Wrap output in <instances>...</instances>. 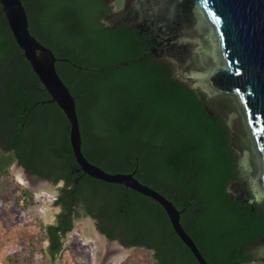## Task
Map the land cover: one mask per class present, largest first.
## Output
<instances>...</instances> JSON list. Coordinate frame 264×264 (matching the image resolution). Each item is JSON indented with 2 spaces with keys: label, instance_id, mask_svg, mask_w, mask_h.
<instances>
[{
  "label": "trees",
  "instance_id": "16d2710c",
  "mask_svg": "<svg viewBox=\"0 0 264 264\" xmlns=\"http://www.w3.org/2000/svg\"><path fill=\"white\" fill-rule=\"evenodd\" d=\"M21 1L31 35L58 59L56 71L75 99L87 161L107 173H134L183 211L180 223L208 264L244 260V247L264 236V204L252 193L240 208L225 193L238 179L237 154L214 96L195 93L144 55L146 39L137 30L105 22L114 3ZM48 100L0 7V178L17 164L29 176L63 184L56 224L43 227L49 258L84 216L109 241L150 252L154 264H198L158 203L79 169L68 121ZM15 188L23 189L17 182Z\"/></svg>",
  "mask_w": 264,
  "mask_h": 264
},
{
  "label": "water",
  "instance_id": "95a60500",
  "mask_svg": "<svg viewBox=\"0 0 264 264\" xmlns=\"http://www.w3.org/2000/svg\"><path fill=\"white\" fill-rule=\"evenodd\" d=\"M0 7L16 45L50 96L45 103H55L68 121L69 144L79 169L93 179L122 185L158 203L196 262L208 264L180 223L183 211L140 183L134 173H107L87 161L81 150L75 99L56 71L58 59L31 35L21 0H0ZM107 19L111 24L130 19L137 28L149 21L166 34L164 58L157 57V61L170 66L172 77L195 93L201 89L213 95L235 136L240 176L228 182L225 193L244 204L249 203L250 189L264 204V0H129ZM247 249L244 256L251 255V261L233 264H264V236Z\"/></svg>",
  "mask_w": 264,
  "mask_h": 264
},
{
  "label": "rangeland",
  "instance_id": "374dc122",
  "mask_svg": "<svg viewBox=\"0 0 264 264\" xmlns=\"http://www.w3.org/2000/svg\"><path fill=\"white\" fill-rule=\"evenodd\" d=\"M9 172L0 178V264H154L150 252L107 241L95 220L84 216L73 222L61 251L51 260L43 227L56 224L61 209L55 201L63 184L29 176L17 164ZM15 182L23 189H16ZM24 189L33 195V202L23 194Z\"/></svg>",
  "mask_w": 264,
  "mask_h": 264
},
{
  "label": "flooded vegetation",
  "instance_id": "af4514ba",
  "mask_svg": "<svg viewBox=\"0 0 264 264\" xmlns=\"http://www.w3.org/2000/svg\"><path fill=\"white\" fill-rule=\"evenodd\" d=\"M129 0H112L110 1L109 3H114V7L113 9H117L120 10L121 8L125 7L126 5V2H128ZM117 3H119V5H117ZM119 6V7H118ZM108 15L106 17H104V21L107 22V23H110V21L107 19ZM152 18H150L149 16V21L151 20ZM147 22L145 23L144 25H140L139 28H137L136 26H133L130 24V19L125 21V22H122L124 23L128 29H134V30H137V32L139 33V35H144V38L146 39V55H149L151 56L155 62H158L157 61V57H161V58H164L163 56V48H164V45H165V41H166V34L163 32V31H160L157 29L155 23H150V22ZM163 51V52H162ZM161 66L163 67H166L167 70L171 73V75L173 74V72L171 71L172 68L168 65H163L162 63L158 62ZM205 109L210 110V106H205ZM211 114V113H209ZM226 122V120H225ZM227 124V122H226ZM229 142H230V145L232 147V149L235 151V153L237 154V161H236V168H237V171H238V177L240 176V170H239V162H240V155L238 153V151L236 150L235 147H233V137H232V134L229 138ZM253 157H255V154L253 153ZM21 168V167H20ZM250 181H251V177L250 176H246V182L248 185H250ZM253 193V191H251L250 189L248 190V200H249V203H251L253 200L251 199V194ZM254 194V193H253ZM255 195V194H254ZM256 196V195H255ZM257 198V196H256ZM258 199V198H257ZM259 201V200H258ZM249 203H244V204H240L239 203V207L241 206V208L245 205V204H249ZM253 206L251 207V210H253ZM261 237V236H260ZM254 242V241H253ZM252 242V243H253ZM251 243V244H252ZM251 244L249 245H246L244 247L245 251H244V254L245 253H248V249L247 247L250 246ZM125 248V247H124ZM130 248H133V247H130ZM243 254V256H244ZM244 260L242 261H251V255H248L247 257L244 256ZM249 264H253L252 262L249 263Z\"/></svg>",
  "mask_w": 264,
  "mask_h": 264
}]
</instances>
